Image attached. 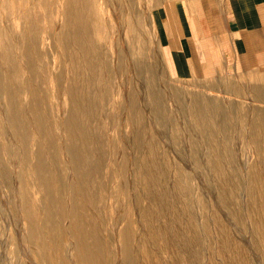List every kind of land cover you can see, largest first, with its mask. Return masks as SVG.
Instances as JSON below:
<instances>
[{
  "label": "rangeland",
  "instance_id": "374dc122",
  "mask_svg": "<svg viewBox=\"0 0 264 264\" xmlns=\"http://www.w3.org/2000/svg\"><path fill=\"white\" fill-rule=\"evenodd\" d=\"M207 1L0 0V264H40L27 252L40 241L53 264H73L71 214L91 252L84 264H148L147 250L155 264H264L247 212L264 230V72L223 66L180 77L160 37L159 12ZM191 109L194 123L183 116ZM36 163L48 176L37 177ZM251 171L261 191L248 195ZM227 177L230 206L217 188ZM155 182L164 186L152 195ZM172 207L196 232L179 239L170 230L165 245L155 232ZM215 239L247 259L234 248L226 260Z\"/></svg>",
  "mask_w": 264,
  "mask_h": 264
},
{
  "label": "crops",
  "instance_id": "0c3cea01",
  "mask_svg": "<svg viewBox=\"0 0 264 264\" xmlns=\"http://www.w3.org/2000/svg\"><path fill=\"white\" fill-rule=\"evenodd\" d=\"M159 16L160 37L180 77L223 66L264 72V0H209L195 9L177 3Z\"/></svg>",
  "mask_w": 264,
  "mask_h": 264
},
{
  "label": "bare ground",
  "instance_id": "6f19581e",
  "mask_svg": "<svg viewBox=\"0 0 264 264\" xmlns=\"http://www.w3.org/2000/svg\"><path fill=\"white\" fill-rule=\"evenodd\" d=\"M78 16V15H77ZM12 48V47H11ZM11 48H10V50H11ZM15 50H16V48H14ZM9 50V49H8ZM13 50V49H12ZM13 52V51H12ZM12 52H11V54H12ZM9 53V52H8ZM10 54V53H9ZM8 55V54H7ZM10 56H12V55H9L8 57H10ZM18 56H19V54H18ZM26 56V55H25ZM21 57H22V55H21ZM72 57H70V59H71ZM6 59V58H5ZM18 59V58H17ZM73 59V58H72ZM71 59V61L74 63V61ZM14 60V59H13ZM22 58H21V62H22ZM60 61H61V57H60ZM64 62V61H63ZM62 62V63H63ZM71 62V63H72ZM7 63H8V61H7ZM70 63V62H69ZM15 64V63H14ZM18 64V63H17ZM69 65V64H68ZM74 65H72V67H73ZM76 66H77V63H76ZM12 67V66H11ZM71 67V68H72ZM70 68V69H71ZM11 69V68H10ZM14 69V68H13ZM24 69V68H23ZM77 69V68H76ZM9 70V69H8ZM18 70V69H17ZM20 70V69H19ZM21 70H22V67H21ZM4 71H7V70H4ZM29 71V70H28ZM14 72V71H13ZM13 72H9L10 73V75H11V73H12V75H15V73H13ZM19 72V71H18ZM18 72H17V74H18ZM23 72H25V71H23ZM4 73H6V72H4ZM21 73V72H20ZM26 73V72H25ZM7 74V73H6ZM21 75V74H20ZM31 75V74H30ZM25 76H27V75H25ZM14 77V76H13ZM16 77V76H15ZM15 77H14V79H15ZM24 77V73H23V76H22V78ZM10 78V77H9ZM21 78V77H20ZM26 78V77H25ZM27 78H28V76H27ZM19 79V78H18ZM16 80V79H15ZM22 80V79H21ZM24 78H23V82H24ZM5 82V81H4ZM22 83V82H21ZM17 84H18V82H17ZM20 84V83H19ZM23 84V83H22ZM11 88V87H10ZM4 89V88H3ZM75 89V88H74ZM1 90V89H0ZM5 90V89H4ZM4 92V91H3ZM8 92V91H7ZM70 92H72L71 90H70ZM5 93H6V91H5ZM4 93V94H5ZM11 93H13V92H11ZM25 93H26V90H25ZM28 93V92H27ZM191 93V92H190ZM189 93V95H191L192 96V94H190ZM194 93H196V92H194ZM2 95V94H1ZM7 95V94H6ZM19 95V94H18ZM28 95V94H27ZM69 95H70V93H69ZM29 96V95H28ZM71 96V95H70ZM3 98H4V96H3ZM10 98V97H9ZM37 98V97H36ZM194 98L197 100L196 102H197V104H198V100L200 101L202 98H203V96L201 95V94H199V95H197V97H195L194 96ZM260 98V97H259ZM262 99H260V102H264V98L263 97H261ZM6 99V98H5ZM194 99V100H195ZM9 100L10 99H8V101L7 102H9ZM188 100H189V98H188ZM259 100V99H258ZM6 101V100H5ZM192 102H193V100H192ZM8 105V104H7ZM6 105V106H7ZM73 105H74V103H73ZM80 105V104H79ZM200 105V104H199ZM75 106V109L77 108L76 107V104L74 105ZM8 108H9V105L7 106ZM78 107H80V106H78ZM82 107V106H81ZM12 108V107H11ZM83 108V107H82ZM82 108H81V110H82ZM90 108V107H89ZM13 109V108H12ZM12 109H9L10 111L12 110ZM72 109H74V108H72ZM85 109V108H84ZM83 109V110H84ZM92 109V108H91ZM256 109H261V108H256ZM7 110V109H6ZM89 110V109H88ZM188 110V109H187ZM192 110V109H191ZM262 110V109H261ZM4 111V110H3ZM13 111V110H12ZM12 111H11V113H12ZM33 111V110H32ZM71 111V110H70ZM77 111V110H76ZM14 112V111H13ZM15 112H16V110H15ZM79 112V111H78ZM82 112V111H81ZM76 113V112H75ZM90 113V112H89ZM15 114V113H14ZM72 114V113H71ZM81 114H83V113H81ZM91 114V113H90ZM89 114V115H90ZM198 114L200 115V112L199 111H195L194 109L192 110V111H189V112H186L183 116H185V119H187L188 120V122L189 121H197L196 120V118H198ZM18 115V114H17ZM77 115H78V113H77ZM77 115H76V117H77ZM16 116V115H15ZM85 116H87V115H85ZM92 116V115H91ZM12 117V116H11ZM89 117V116H88ZM14 118V117H13ZM16 118V117H15ZM75 117H73V119H74ZM84 118H87V117H84ZM258 118V117H257ZM262 119H260V121H262L263 123H264V118L263 117H261ZM17 119H18V116H17ZM16 119V120H17ZM79 119V118H78ZM83 119V118H82ZM72 120V119H71ZM79 120H81V119H79ZM84 120V119H83ZM83 120H82V123H83ZM255 120H257V119H255ZM259 120V119H258ZM12 121V120H11ZM24 121V120H23ZM23 121H21V122H23ZM74 121H76V120H74ZM84 121H86V120H84ZM253 121H254V118H253ZM13 122V121H12ZM199 122V121H198ZM19 123H20V120H19ZM24 123V122H23ZM26 123V122H25ZM72 123V122H71ZM74 123V122H73ZM77 123V122H76ZM87 123H89V122H87ZM194 123V122H193ZM196 123V122H195ZM37 124V123H36ZM78 124V123H77ZM191 124V123H190ZM189 124V125H190ZM200 124V123H199ZM204 124V123H203ZM203 124H201V125H203ZM251 127L252 126H254V129L256 128V127H258V126H261L260 124L261 123H255V121L254 122H252L251 121ZM13 125V124H12ZM12 125H10V127L12 126ZM23 125V124H22ZM28 125V124H27ZM26 125V126H27ZM84 125V124H83ZM82 125V126H83ZM263 125V124H262ZM15 126V125H14ZM31 126V125H30ZM38 126V125H37ZM64 126H66V124L64 125ZM79 126V125H78ZM193 126V125H192ZM22 127V126H21ZM24 127V126H23ZM87 127V126H86ZM197 127H200V126H197ZM25 128H27V127H25ZM32 128V127H31ZM31 128H29V129H31ZM38 128V127H37ZM66 128V127H65ZM65 128H63V129H65ZM70 128H72V125L70 126ZM69 128V129H70ZM74 128H75V123H74ZM84 128V127H83ZM261 128H263V127H261ZM17 129H19L18 130V132L17 133H20L19 131H20V127H18ZM28 129V128H27ZM68 129V130H69ZM92 129V128H91ZM90 129V130H91ZM191 129H193V128H191ZM200 129V128H199ZM251 129V128H250ZM32 130V129H31ZM93 130V129H92ZM91 130V131H92ZM13 131V130H12ZM30 131V130H29ZM40 131V130H39ZM67 131V130H66ZM70 131V130H69ZM69 131L68 132H64V133H67V135H68V133H69ZM78 131V130H77ZM80 131V130H79ZM258 133H264V131H263V129L262 130H259L258 129ZM73 132V131H72ZM81 132V131H80ZM93 132V131H92ZM252 132H253V130H252ZM252 132L251 131H249V133L252 135ZM12 133V132H11ZM31 133V132H30ZM14 134V133H13ZM21 134H22V132H21ZM75 133H73V135H74ZM81 134V133H80ZM249 134V138H250V135ZM19 134H17V136H18ZM29 135V134H28ZM33 135V134H32ZM38 135V134H37ZM72 135V134H71ZM72 135V136H73ZM89 135H91V134H89ZM14 136V135H13ZM69 136V135H68ZM20 137H22L23 138V136H21L20 135ZM37 137H39V136H37ZM89 137H91V136H89ZM94 137V136H93ZM257 138V137H256ZM261 139H262V136L260 137ZM13 139H14V137H13ZM20 139V138H19ZM40 139V138H39ZM90 139V138H89ZM251 139V138H250ZM91 140V139H90ZM36 141H38L37 139H36ZM252 141V140H251ZM254 141V140H253ZM263 142V141H262ZM261 142V143H262ZM37 143V142H36ZM253 143V142H252ZM40 144V143H39ZM94 145V144H93ZM90 146H92V145H90ZM37 149V148H36ZM56 153V152H55ZM51 154V153H50ZM49 156H51V155H49ZM76 156V155H75ZM52 157V156H51ZM86 157V156H85ZM84 157V158H85ZM69 158V157H68ZM72 158V157H71ZM83 158V157H82ZM73 159V158H72ZM71 159V160H72ZM40 160V159H39ZM85 160H87V159H85ZM41 161V160H40ZM50 161H51V159H50ZM26 162H28V161H26ZM71 162V161H70ZM87 162V161H86ZM47 163V162H46ZM45 163V164H46ZM42 164V163H41ZM44 164V163H43ZM44 164V165H45ZM50 165V164H49ZM16 167V166H15ZM24 167V166H23ZM29 167H31L30 165H29ZM33 167V168H32ZM31 168L32 169H34L33 170V172L34 171H36V175H38L37 177L39 178H45L46 176H48L47 174H45L46 173V170L42 167V166H40V164L39 163H36V164H34L33 166H32ZM46 167H48V166H46ZM51 167V166H50ZM52 168V167H51ZM26 169H27V167H26ZM72 169V171L70 172V174H71V176L72 177H74V178H76L77 177V174H79L78 173V171H76L73 167L71 168ZM31 170V169H30ZM27 171H28V169H27ZM51 171V170H50ZM53 171V170H52ZM26 173V172H25ZM250 173H252V171L250 172ZM250 173H246V176H247V178H246V181H247V186H248V189H247V192H246V194H248V195H250V194H252V190H254V186H259L258 187V191H261L260 190V184L258 183V184H256V182H257V180L255 179V177H256V174H254V173H252L251 175H250ZM32 175V174H31ZM35 175V176H36ZM51 175V174H50ZM93 175V174H92ZM154 176V175H153ZM51 177H53V176H51ZM71 177V178H72ZM154 177H156V176H154ZM221 177V176H220ZM58 178H60V177H58ZM74 178L72 179V181H74ZM147 178H149V175H148V177ZM77 179V178H76ZM80 179V178H79ZM78 179V180H79ZM156 179H157V177H156ZM260 179V178H259ZM54 180V179H53ZM56 180V179H55ZM140 180V179H139ZM231 178L229 179L228 177H227V179H221V180H219V182L217 183V188H218V191H219V195H220V197H221V199H222V201L225 203V205L226 206H230V204H231V202H230V200H231V196H232V192L234 191L233 190V187H232V184H231ZM57 181V180H56ZM148 181V180H147ZM150 181V180H149ZM148 181V182H149ZM156 181V180H155ZM60 182V181H59ZM80 183H82L81 181H79ZM62 183V182H61ZM74 183H75V181L73 182V185H74ZM151 184H152V182H150ZM54 184H55V182H54ZM79 184V183H78ZM155 185H153V187H151V194L153 195L154 194V192L155 191H153V190H157V189H159V188H162V185L164 186V183L162 184L161 182H159V183H154ZM246 184V183H245ZM24 185V184H23ZM52 185V184H51ZM84 185V184H83ZM149 185V184H148ZM79 186L81 187V185H78V188H79ZM54 187L55 188H57V186L56 185H54ZM74 187H76V186H74ZM156 187V188H155ZM159 187V188H158ZM253 188V189H252ZM54 189V188H53ZM59 189H61L60 187H59ZM76 189V188H75ZM74 190V189H73ZM72 190V191H73ZM79 191V190H78ZM17 192V191H16ZM80 192V191H79ZM71 193V192H70ZM74 193V192H73ZM72 193V194H73ZM74 194H76V193H74ZM80 194V193H79ZM84 194V193H83ZM150 194V195H151ZM78 195V194H77ZM71 196V195H70ZM75 196V195H74ZM73 196V197H74ZM79 196V195H78ZM81 196V195H80ZM3 198V197H2ZM87 198V197H86ZM34 200V199H33ZM22 201V200H21ZM72 201V200H71ZM249 201H250V199H249ZM5 202V201H4ZM25 203V202H24ZM29 203H30V205H31V202L29 201ZM72 203V202H71ZM71 205V204H70ZM75 205V204H74ZM21 206V205H20ZM29 206V205H28ZM36 206V205H35ZM76 206V205H75ZM71 207V206H70ZM77 207V206H76ZM31 208H33V207H31ZM30 208V209H31ZM262 208L264 209V205L262 206ZM27 209V208H26ZM29 209V210H30ZM72 209V208H71ZM74 209V208H73ZM248 209V213H249V222H250V224H251V226L254 228V236H253V241H252V245L253 246H255L256 247V249L258 250V252H259V254H260V256H261V259L263 260V262H264V230H262L261 228L260 229H258V227H257V225H258V223L255 221V212H254V210H253V208L252 207H250V205H249V208H247ZM9 210V209H8ZM159 210H160V212L162 213V212H164L162 209H161V207L159 208ZM171 210H173V207H172V209ZM10 211V210H9ZM21 211H22V209H21ZM27 211V210H26ZM33 211H34V209H33ZM77 211H79V210H77ZM167 211V210H166ZM233 211H235L234 209H233ZM256 211V210H255ZM50 212V211H49ZM21 213V212H20ZM71 213V212H70ZM75 213V210L73 211V214ZM84 213V212H83ZM85 213H87L88 214V212L85 210ZM166 213V212H165ZM164 213V214H165ZM77 214V213H76ZM163 214V213H162ZM247 214V213H246ZM89 215V214H88ZM168 215H170V219L167 221V220H164L165 222L167 221V223L164 225V226H162L163 228L159 231L158 229H157V232H155L156 234H157V236L160 238V241L161 242H163L165 245H170L171 243L169 242V240L166 238V234L170 231V230H174L173 232L175 233V237H178L179 239H183L184 237H186L185 235H187L186 233H191V234H193L194 235V233L196 232L195 231V228L190 224V223H185L186 222V220H184L183 219V217L181 216V214H180V212L178 211V210H173V211H171V214H168ZM183 215V214H182ZM83 216H85V215H83ZM92 216V215H91ZM143 216V215H142ZM89 217V216H88ZM165 217V216H164ZM22 218V217H21ZM27 218V217H26ZM86 218V217H85ZM238 218H239V216H238ZM23 219V218H22ZM71 227L73 228H75V230H74V232H69V235H70V239L72 238H74V240H75V242H76V247H75V249H73V247H72V250L70 251V253L68 254L69 255V258H70V260L71 261H73V264H84V263H87V261H88V258H90V256H91V252L88 250V248H87V243H86V241H85V231L84 232H82V226L83 225H81L82 223H79L80 221H78L79 219L76 217V215L74 214V215H72L71 214ZM87 219V218H86ZM90 219H92L91 217H90ZM35 220V219H34ZM93 221V220H92ZM95 221H97V220H95ZM99 221V220H98ZM148 221V220H147ZM185 221V222H184ZM24 222V225L26 226L25 228H26V230L27 231H29L31 234H33L34 235V237H40L41 236V234H39V228H37L35 225H34V223L36 224V222H34V221H29L30 222V225H29V227L27 228V225H26V220H24L23 221ZM34 222V223H33ZM69 222V223H70ZM164 222V223H165ZM94 223V222H93ZM97 223V222H96ZM149 224V223H148ZM37 225V224H36ZM159 225H162V223L161 224H159ZM91 227V226H90ZM93 227V226H92ZM98 227V225L96 226V228ZM102 227V226H101ZM151 227H152V229H155L154 228V225H153V223L151 222ZM159 228H161L160 226H159ZM224 228V229H223ZM82 229V230H81ZM91 229V228H90ZM223 231H222V230ZM257 229V230H256ZM91 230H93V229H91ZM96 231V230H95ZM99 231L101 232V229H99ZM219 231H222L223 232V234H224V232H225V227H222L221 225L219 226ZM87 232V231H86ZM91 232V231H90ZM84 233V234H83ZM91 233H93V232H91ZM226 233V232H225ZM95 234H96V232H95ZM94 235V234H93ZM19 236V235H18ZM91 236V235H90ZM97 236V235H96ZM133 236V235H132ZM20 237V236H19ZM18 237V238H19ZM31 237V236H30ZM29 237V238H30ZM131 237V236H130ZM174 237V236H173ZM126 238H127V236H126ZM128 238H129V236H128ZM128 238H127V240H128ZM39 239H41V238H39ZM177 239V238H176ZM179 239H177L178 241H179ZM187 239H188V237H187ZM187 239H185V240H187ZM31 240V239H30ZM74 240H72V241H74ZM216 240V243L220 246H223V247H226L227 249H228V251L226 250H224L225 252H224V255H225V259L226 260H229V258L232 256V254L233 253H236V254H238L237 256H239V257H241L244 261H245V256H246V259H247V255L245 254V253H243V251H239L238 249L240 248H235V246H233L232 245V243L231 242H226V241H224V240H218V239H215ZM227 240V239H226ZM43 241H45V239H43ZM227 241H229V240H227ZM22 242V241H21ZM61 242V241H60ZM129 242H130V240H129ZM180 242V241H179ZM182 242H183V240H182ZM187 242V241H186ZM234 242V241H233ZM44 242H42V241H40L39 242V245H35V246H33V244L31 245H29V249H28V253L30 254V255H32L33 256V258H30L31 256H29L28 258H30L31 260L32 259H35V260H37L40 264H53V262H52V256L49 254L50 253V250H48L47 249V247H45V244H43ZM235 243V242H234ZM233 243V244H234ZM54 244V243H53ZM63 244V243H62ZM175 244V243H174ZM236 244V243H235ZM63 246V245H62ZM176 247V246H175ZM196 247V246H195ZM143 248V247H142ZM177 248V247H176ZM234 248H235V250H236V252L235 251H233L234 250ZM252 248V247H251ZM175 249V248H174ZM22 252V251H21ZM124 252V251H123ZM27 253V254H28ZM195 253V252H194ZM223 255V254H222ZM28 256V255H27ZM224 257V256H223ZM104 258V257H103ZM145 258L147 259V262H148V264H155V260H153L151 257H150V254H149V252H148V250H147V254H145ZM249 258V257H248ZM29 259V260H30ZM248 261H249V259H248ZM227 263L228 264H231L230 263V261L228 262L227 261ZM19 264V263H18ZM133 264H135V263H133ZM190 264V263H189ZM248 264H251L250 262H248Z\"/></svg>",
  "mask_w": 264,
  "mask_h": 264
}]
</instances>
